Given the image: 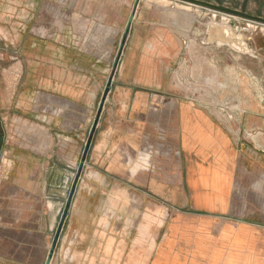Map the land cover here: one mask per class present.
I'll return each mask as SVG.
<instances>
[{
	"label": "crops",
	"instance_id": "obj_1",
	"mask_svg": "<svg viewBox=\"0 0 264 264\" xmlns=\"http://www.w3.org/2000/svg\"><path fill=\"white\" fill-rule=\"evenodd\" d=\"M90 1L91 5L82 8L74 0L69 12L83 19L82 29L93 30L100 45L121 42L135 0ZM163 1L169 4L141 0L137 8L84 166L82 176L88 193L84 197L87 206L83 213L96 223L94 239L79 249L87 231L77 219L81 211L78 184L51 264H148L150 255L142 263L136 260L134 254L141 251L155 252L151 264H264V213L255 215L239 208L257 203L256 198L241 195L239 190H255L264 195V144L248 141L245 135L231 136L222 126L226 121L231 123L232 117L215 118L199 102L186 98L188 93H199L201 89L190 82L197 76L193 62L199 60L205 49L195 27L202 17L198 8L202 7L192 5L189 9L186 2ZM190 16L195 19L191 20ZM187 20H191L192 25H188ZM218 25L221 30L226 29V25ZM247 40L250 47L247 53L263 67L262 80L264 33L250 34ZM214 48L211 47L213 61L217 57ZM175 77H180L179 85H173ZM261 92L264 93V83ZM260 98L259 106L264 109V97ZM47 99L43 95L42 101ZM56 104L66 108L61 102ZM67 107L71 119L70 114L76 115V106ZM82 108L78 110L87 115L85 106ZM248 120L255 121L260 131L248 133L247 137L254 139L253 135H263L264 116L248 117ZM58 125L65 131L63 124ZM83 127L85 124H79L74 129ZM57 153V166L68 163L70 167L69 163H73L70 153L65 156L66 150L61 148ZM116 184H124L128 189L142 186L149 191L154 190L156 184H171V188L183 189L185 198L181 204L188 210L177 214L163 242L155 239V228L142 232L143 235L147 232L145 244H141L139 236L137 240L132 239V255L126 262L124 229L119 232L116 226L121 219L118 211L121 205L131 203L134 222L139 210L136 209L134 216V200L130 202L128 197L124 200L126 193L119 197L120 193L115 192ZM47 197L53 199L51 195ZM53 202L56 209L60 200ZM56 212L43 213L45 222L35 242L28 241L27 232L19 231L14 236L19 237V250L13 254L0 249V264H44L47 257L43 255L44 241L54 225ZM133 229L134 225L131 236ZM75 242V253L90 255L93 252L96 260H57V256L70 253L71 244Z\"/></svg>",
	"mask_w": 264,
	"mask_h": 264
},
{
	"label": "rangeland",
	"instance_id": "obj_2",
	"mask_svg": "<svg viewBox=\"0 0 264 264\" xmlns=\"http://www.w3.org/2000/svg\"><path fill=\"white\" fill-rule=\"evenodd\" d=\"M158 1L169 4L168 1ZM206 1L264 17V0ZM71 3L74 0H0V114L6 129L0 157V249L5 248L6 253L12 251L14 254L16 249L19 250V237L14 236L21 230L28 233V241L32 239L35 242L45 222L43 213L57 210L54 225L50 227V234L42 246L43 255H47L89 129L94 123L107 81L117 61L121 42L105 46L97 43L95 32L82 29L83 19L69 12ZM76 4L83 8L92 2L76 0ZM198 10L202 17H199L200 23H196L195 27L200 32L197 37H201L205 49L199 50L201 57L193 62L197 76H193L190 82L201 89L199 93L190 95L194 98L198 96L199 105L211 116L226 120L232 117L231 123L225 120L222 126L231 136L234 137L235 133L242 137L245 135L248 141L264 144V133L258 137L253 135L254 139L247 137L248 133L260 131V126L255 121L249 122L248 117L264 116V109L259 106L260 97H264L261 92L264 79L260 78L263 67L258 59L247 53L250 51L247 38L253 33H264L261 29H264V25L242 17H238L236 23L231 25L228 17L232 18V15L207 8ZM213 13L217 15L215 19L212 18ZM189 18L195 19L194 16ZM191 20L186 23L192 25ZM223 23L226 29L221 30L218 24ZM249 24L254 27L250 28ZM247 27L249 29H244ZM212 46L217 53L214 61ZM177 77L173 85L180 84V77ZM43 95L48 97L47 101H52L43 102ZM62 97L66 99L62 100ZM57 102L65 104L66 108L62 109ZM74 104L76 115L70 114L71 120L68 118L67 106ZM84 106L88 112L85 116L83 110H78ZM59 123L63 124L65 131L61 130ZM69 123L71 127H68ZM74 124H85V127L74 129ZM58 134L61 136L58 137ZM236 144L240 146L241 142L237 140ZM60 148L66 150L65 156L70 153V159L73 158L70 167L68 163L57 166ZM79 184L81 211L77 219L87 231L83 243L78 245L80 249L94 239L96 223L83 213L84 206H87L84 197L88 193V189H84L83 176ZM170 185L156 184L154 190L149 191L142 186L128 189L124 184H116L115 192L120 193L119 197L126 193L124 200H134V216L136 209L139 210V217L134 222L131 220V203L121 205L122 209L118 211L121 219L116 226L119 232L124 229L125 262L132 255V239L140 237L141 244H145L146 240L148 242L147 232L144 235L142 232L155 228V239L161 243L177 214L188 212L181 204L185 198L183 189L171 188ZM176 186L182 187V184ZM239 191L241 195L253 196L257 201L249 206H239L241 210H250L255 215L264 213V195L255 190ZM46 195H51L53 199L46 198ZM54 198L60 200L56 209L53 207ZM103 224L106 226L105 222ZM132 224L133 236L130 234ZM31 229L34 232L31 233ZM71 245V252L57 256V260H96L97 255L93 252L90 255L75 253L77 243ZM149 255L148 264H151L155 252L148 254L141 251L134 254L140 263Z\"/></svg>",
	"mask_w": 264,
	"mask_h": 264
},
{
	"label": "water",
	"instance_id": "obj_3",
	"mask_svg": "<svg viewBox=\"0 0 264 264\" xmlns=\"http://www.w3.org/2000/svg\"><path fill=\"white\" fill-rule=\"evenodd\" d=\"M179 1L188 3V5H186V6L189 9L191 8L192 5H195L197 7L207 8V9H209L211 11H214V12H220V13H225L227 15H232L231 16L232 18H228V21H229V23L231 25H234L236 23V20H237L238 17H242V18H244L246 20L261 24L262 26L264 25V17L263 16L250 14V13H248L246 11L238 10L237 8L228 7V6H224V5L213 4V3L209 2V1H206V0H179ZM140 2H141V0H135L131 16L129 18L128 24H127L126 29H125V32L123 34V38H122L121 45H120V48H119L116 64H115V66H114V68H113V70H112V72H111V74L109 76V79L107 81L104 93H103L102 98L100 100V104H99V107H98V110H97V114H96L94 123H93L92 128L90 130V133L88 135V138H87V141H86V144H85V147H84V150H83V153H82L78 168H77L76 173L74 175V178H73V181H72V185H71V187L69 189V193H68V196L66 198V201H65V204H64V207H63V210H62L58 225L56 227V231H55L54 236L52 238L51 247H50V249L48 251V254H47V257H46V260H45L44 264H51L53 256H54V253H55V250H56V248L58 246V243L60 241L61 234L63 232V229H64L65 223L67 221V218L69 216V212H70V209H71L73 198H74V196L76 194L78 184H79L80 179H81L82 174H83L84 166H85V163H86V160H87V157H88L89 150L91 148V144H92V141H93L94 134L96 132L97 126H98L100 118H101V114H102L103 108L105 106L106 100L108 98L109 92H110L111 87H112L114 76L116 74V70H117V67H118L119 60H120L121 55H122V51H123V48H124V45H125V41H126L127 35L129 33L132 21H133V19L135 17V13L137 11V8H138ZM216 17H217V15L213 13L212 14V18L215 19ZM249 27L251 28V27H254V26L249 24ZM249 27L244 28V29H249ZM237 29H238V26H237ZM261 29L264 30L262 27H261Z\"/></svg>",
	"mask_w": 264,
	"mask_h": 264
},
{
	"label": "flooded vegetation",
	"instance_id": "obj_4",
	"mask_svg": "<svg viewBox=\"0 0 264 264\" xmlns=\"http://www.w3.org/2000/svg\"><path fill=\"white\" fill-rule=\"evenodd\" d=\"M5 137H6V129H5L1 114H0V157L3 152Z\"/></svg>",
	"mask_w": 264,
	"mask_h": 264
},
{
	"label": "built area",
	"instance_id": "obj_5",
	"mask_svg": "<svg viewBox=\"0 0 264 264\" xmlns=\"http://www.w3.org/2000/svg\"><path fill=\"white\" fill-rule=\"evenodd\" d=\"M193 94H194V93H193ZM186 98H187L188 100L195 101V102H198V101H199V100L197 99L198 97L194 98V96H191L190 93H188V94L186 95Z\"/></svg>",
	"mask_w": 264,
	"mask_h": 264
},
{
	"label": "bare ground",
	"instance_id": "obj_6",
	"mask_svg": "<svg viewBox=\"0 0 264 264\" xmlns=\"http://www.w3.org/2000/svg\"><path fill=\"white\" fill-rule=\"evenodd\" d=\"M164 2H165V1H164ZM166 3H167V2H166ZM229 17H230V16H229ZM229 17H228V18H229ZM223 24H225V23H223Z\"/></svg>",
	"mask_w": 264,
	"mask_h": 264
}]
</instances>
